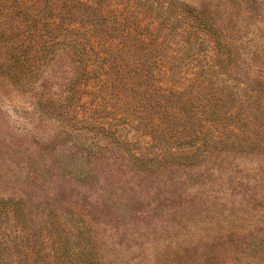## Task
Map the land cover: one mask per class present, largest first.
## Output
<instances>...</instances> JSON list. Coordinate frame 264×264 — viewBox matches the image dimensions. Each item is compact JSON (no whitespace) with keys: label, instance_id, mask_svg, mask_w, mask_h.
<instances>
[{"label":"rangeland","instance_id":"1","mask_svg":"<svg viewBox=\"0 0 264 264\" xmlns=\"http://www.w3.org/2000/svg\"><path fill=\"white\" fill-rule=\"evenodd\" d=\"M156 3L172 27L167 39L185 29L199 60L212 43L193 33L179 4L200 12L232 52L241 115L217 119L191 149L189 136L162 143L149 130L162 113L177 114L172 127L181 129L184 110L142 108L136 90L116 99L88 87L82 120L67 100L76 58L37 49L40 33L33 44L23 39L48 18L41 0H0V240L34 250L31 264L90 256L92 264H264V0ZM209 115L197 112L196 124ZM84 248L93 254L80 258Z\"/></svg>","mask_w":264,"mask_h":264},{"label":"trees","instance_id":"2","mask_svg":"<svg viewBox=\"0 0 264 264\" xmlns=\"http://www.w3.org/2000/svg\"><path fill=\"white\" fill-rule=\"evenodd\" d=\"M154 1L41 0L48 18L39 24V28L37 25L30 27L23 39H28L31 43V37L36 36L33 32L40 33L41 48L37 49L43 52L59 49L60 55L70 53L76 58V79L67 100L76 105L77 109L74 108L73 112L79 113L82 120L85 114L80 110L84 105L81 102V93H85L88 87L94 93H102V97L109 93L116 99L118 95L115 93L121 90H136L134 99L142 104V108L149 106L163 112L169 105V108L178 107L184 110L179 117L181 129L172 127L177 114L168 117L162 113L164 116L160 117V122H151L149 130L152 131L154 139L162 143L175 132H179L181 137L189 136L185 141L188 142V149H191L197 146L201 136L209 130L208 127L213 132L217 124L237 114L234 111L233 102L236 99L229 71H232V52L227 48L218 29L200 12L184 4L179 5L184 15L193 22V33L199 31L203 36L209 37L212 55L210 54L207 61L199 60L204 55L194 50L195 41L189 39L190 33H185V29L174 32L168 40V32L172 27L165 26L166 10L158 3L154 5ZM19 2L17 7H20ZM22 15L32 19L28 13ZM67 16L76 19L70 23L65 20ZM171 44L180 46L175 50L169 47ZM30 48L35 49L31 45L27 54ZM167 49H170L171 54L168 55ZM27 60L28 57H23L19 62L26 64ZM182 66L186 67L184 72L181 71ZM239 101L242 108L246 100ZM197 112L210 114L208 125L202 121L196 124L195 120H200L196 116ZM240 115L237 114L238 117ZM204 127L207 129L203 130ZM107 129L110 130L108 127ZM157 159L158 156H154L148 161ZM2 204L5 205L6 202L0 201V205ZM8 244L9 240H0V264H31L34 250L27 251L22 244L18 245L13 241L12 251L9 249L12 246L9 247ZM53 251L55 255L59 254V248H54ZM86 254L93 253L85 248L78 250L80 258H84ZM90 258L86 264H92Z\"/></svg>","mask_w":264,"mask_h":264}]
</instances>
